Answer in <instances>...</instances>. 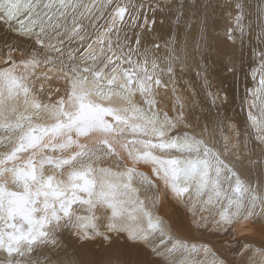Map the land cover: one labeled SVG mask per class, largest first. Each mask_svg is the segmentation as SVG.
Segmentation results:
<instances>
[{
	"label": "snow or ice",
	"instance_id": "snow-or-ice-1",
	"mask_svg": "<svg viewBox=\"0 0 264 264\" xmlns=\"http://www.w3.org/2000/svg\"><path fill=\"white\" fill-rule=\"evenodd\" d=\"M210 7L193 13L200 35L191 56L186 48L177 54L170 39L161 67L150 55L160 46L141 51V33L132 39L127 32L136 27L147 33L144 4L0 0V20L32 41L31 47L21 40L0 52V143L10 145L0 151V264H177L181 250L204 257L182 264H264V159L255 158H264V117L250 112L252 131L241 139L239 126L226 123L219 111L232 101L226 89H214L206 62L196 61L197 76L204 74L199 115L195 108L185 111L175 88L170 91L177 104L168 111L159 107L163 98L157 99L175 83L173 65L183 73L197 55L205 61L218 55L233 77L243 71L242 62L238 66L232 53L221 50ZM215 7L227 9L234 20L224 30V43L235 44L237 31L242 42L248 5L225 0ZM184 8L177 6V24ZM69 17L64 36L83 41L87 19L99 55L88 44L87 57L78 59L79 49L66 52L64 36L51 43L68 28ZM98 19L111 21L102 34ZM151 24L155 31L156 21ZM85 58L90 62L81 64ZM259 60L252 69V78H259L253 95L264 96V49ZM41 64L54 72L40 71ZM137 93L142 104L134 99ZM229 130L234 137L225 134ZM253 135L258 153L248 143ZM250 165L259 167L255 183ZM216 205L211 221L202 216L193 223L210 236L225 237L243 223L252 235L238 240L236 249L222 251L210 239L189 245L190 226L170 215Z\"/></svg>",
	"mask_w": 264,
	"mask_h": 264
},
{
	"label": "bare ground",
	"instance_id": "bare-ground-1",
	"mask_svg": "<svg viewBox=\"0 0 264 264\" xmlns=\"http://www.w3.org/2000/svg\"><path fill=\"white\" fill-rule=\"evenodd\" d=\"M81 2L89 3V0H81ZM123 2H129V0H123ZM130 2L133 4H144V8L141 9V12L147 16L149 25L147 33H143L140 28L129 27L127 29L128 35L130 38L134 39L136 33H141V51H143L144 46L151 49L153 44H158L160 46L159 51L152 52L150 55H153L159 60L161 67H166L165 61L171 52V48H165V42L170 39L173 41V46L176 48L177 54H182V50L186 48L188 54L191 56L200 35L196 26L197 17L194 16L193 13L203 14L205 4H211L213 6L208 9L209 13L215 18L211 30L220 41L221 50L232 53L237 60L238 66L242 62L243 71L238 72L237 75L239 74L242 79L246 78V80L250 82V87L246 91V94L244 96L241 95L238 85H236L238 91L234 88L233 84L236 81L235 77L238 76L233 77L228 73L221 66L219 56L213 54L207 58V61L202 60L199 55L196 56L195 60L190 59L188 65L184 68L183 73H180L179 71V64H174L173 66L176 68V75L173 77V80L175 83L169 82V91L161 90L157 99H160L161 97L163 98L164 103L160 104L159 107L163 111H168L171 106L177 104L176 95L170 91L172 88H175L176 93L183 97L185 111H188L190 108H195L197 110L196 115H199L200 102L204 98L202 87L204 83V74L201 72V75L197 76V72H200L201 70L196 67V61H199L201 64L206 62L209 65L208 79L213 83L214 89L217 86L226 89L227 94L232 101L227 107L220 108L219 111L222 115H225L228 118L225 121L226 123L239 126L241 139H244L246 134L249 131H252V122L249 120V113L251 112L254 117H264V111H262V108H264V96H261L258 93L253 95L257 88L259 78H252V69L259 67V53L261 49H264V39L259 38L264 37V0H244L248 5L245 9L247 16L244 20V33L241 42L240 32H236L237 39L235 44L224 43V30L229 24L234 25V20H231L226 16L227 9H224L222 12L220 8L215 7L218 4H224L225 0H130ZM96 3L99 5L100 3H105V0H96ZM181 3L185 4V16L184 19L177 24L175 12L177 6ZM149 5H151V7H149ZM97 16H99V12H97ZM77 18L79 19V16ZM153 19L156 21L155 31H152L153 26L151 21ZM143 20L144 17L141 16L139 23L143 24ZM110 22L111 21L108 19H98L94 23L101 26L100 32L102 34L104 30L103 26ZM60 23H64V21H60ZM83 23L85 25V31L81 33V35L85 37L83 41L72 38L69 42V38L64 36V33L71 28L72 21L71 17H69L67 21L68 28L62 29L59 34L53 35L51 43L55 44L61 36H64V48L66 52L79 49V52L77 53L78 59L80 56L87 57V52L85 50L87 49L88 44H93L97 55H99L100 45L94 43L96 39L95 28L89 25L87 19H85ZM189 24L191 27L187 26ZM0 38V52L3 53L8 51V45L19 43L21 40L25 41L23 45L24 47H31L32 45L31 40L20 36L15 28H10L9 24L3 20H0ZM213 52L215 53V48L213 49ZM133 58L135 59L136 57L134 56ZM2 59L3 57L0 56V60ZM79 62L81 64H88L90 61L85 58ZM247 65L249 66L248 68H246ZM40 71L52 73L54 72V69H52L51 66L45 67L41 64ZM39 74L40 72L37 73V75ZM89 79H91V77H89ZM163 79L168 80L166 72ZM238 82L240 83V81ZM39 83L40 82L36 83L37 89L39 88ZM153 87L155 88V85ZM61 91H63V89H61ZM220 94L223 96L225 93L221 91ZM37 95L39 96L38 93ZM45 99H47V97H45ZM134 99L138 104H142L139 93H137V96ZM143 106L146 107V105ZM197 131H199V129H197ZM0 132H2V130H0ZM225 134L232 135L233 137L235 135L231 130ZM248 143L250 147L255 148V153L260 151V149L256 147L254 135L248 140ZM8 147H10V145L0 143V151H3ZM255 158L264 159L259 156H256ZM249 167L253 169L251 177L253 183H255L256 180L260 178L259 167L255 165H250ZM141 171H147V169H141ZM49 174L51 173L49 172ZM226 203L227 202L225 201V204ZM75 207L76 206H74V208ZM217 210H219V205H216L215 208L209 207L202 210L181 208L179 213L173 211L170 212V215H173L174 218L180 220L182 224L190 226V228L185 229V235L189 245H199L210 239L216 248L225 251L227 249H236L238 247V240L243 242L245 238L251 237V230L244 228L243 223L237 224L233 233L227 237L223 236L222 233L219 236H210L208 233L197 230L196 224L193 223L194 219L199 221L200 218L204 216L207 217L208 221H211L212 217L209 215V212H215ZM78 211H81V214H83L82 210L78 209ZM99 212L100 210H98L97 214H99ZM185 213L187 214L185 215ZM193 213H195V216ZM175 255L177 264H182L184 260H201L204 258L202 252L198 254L193 251L181 250ZM240 259V255L237 254L236 261L239 262Z\"/></svg>",
	"mask_w": 264,
	"mask_h": 264
},
{
	"label": "rangeland",
	"instance_id": "rangeland-1",
	"mask_svg": "<svg viewBox=\"0 0 264 264\" xmlns=\"http://www.w3.org/2000/svg\"><path fill=\"white\" fill-rule=\"evenodd\" d=\"M0 40H1V38H0ZM248 67L249 66L247 65L246 68H248ZM236 76H238V77H235L236 78V81L235 82L233 81L234 82V84H233L234 85V88L237 90L236 85H238V89H239L241 95L244 96L246 94V91L250 87V82L248 80H246V78H243L242 79L239 74L236 75ZM241 79H242V81H241ZM238 81H240V83Z\"/></svg>",
	"mask_w": 264,
	"mask_h": 264
}]
</instances>
